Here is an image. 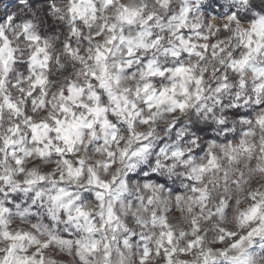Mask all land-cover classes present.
I'll return each mask as SVG.
<instances>
[{
	"label": "clouds",
	"instance_id": "clouds-1",
	"mask_svg": "<svg viewBox=\"0 0 264 264\" xmlns=\"http://www.w3.org/2000/svg\"><path fill=\"white\" fill-rule=\"evenodd\" d=\"M0 264H264V0H0Z\"/></svg>",
	"mask_w": 264,
	"mask_h": 264
}]
</instances>
